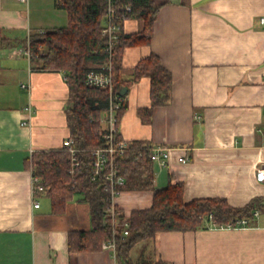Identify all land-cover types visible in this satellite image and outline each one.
Masks as SVG:
<instances>
[{
	"label": "crops",
	"instance_id": "obj_1",
	"mask_svg": "<svg viewBox=\"0 0 264 264\" xmlns=\"http://www.w3.org/2000/svg\"><path fill=\"white\" fill-rule=\"evenodd\" d=\"M152 1L159 10L151 42L124 49L119 76L131 80L137 63L155 54L172 75L171 91L165 104L151 109L150 79L130 84L121 138L167 147L168 166L154 164L155 187L182 184L186 203L219 198L235 208L254 199L261 204L245 226L212 222L195 231L158 232L154 241L135 246L131 258L264 264V182L256 177L264 166V0ZM67 24L57 0H0V30L13 43L0 50V264H114L102 248L69 251V233L92 228L88 202L77 196L55 212L47 192L33 193V154L60 150L70 137L69 88L63 71L34 66L26 42L33 33ZM143 29L144 21L132 16L121 22L120 33ZM141 110L151 111L150 121H143ZM181 156L189 160L181 163ZM152 202L153 191L146 189H124L117 199L127 219Z\"/></svg>",
	"mask_w": 264,
	"mask_h": 264
},
{
	"label": "trees",
	"instance_id": "obj_2",
	"mask_svg": "<svg viewBox=\"0 0 264 264\" xmlns=\"http://www.w3.org/2000/svg\"><path fill=\"white\" fill-rule=\"evenodd\" d=\"M111 1L116 7L131 6V12L120 11L119 17L135 16L144 21L142 32L130 35L120 33L112 56L116 90L120 92L139 79L148 77L151 81V109L165 104L171 91L172 75L157 55L151 54L139 61L131 80L124 81L119 76L124 49L151 42L159 6L152 0ZM57 4L67 12L68 24L31 34L26 48L37 69L65 73L69 88L67 124L70 137L74 140L73 146L83 151L80 156L84 164L75 175H71L69 152L62 148L35 152L28 165L33 176L40 177L48 187L47 195L51 199L53 211L61 212L77 196L89 203L92 228L89 231H71L68 247L70 252L98 251L113 234L108 217L111 198L101 180H90L87 159L91 150L106 145L103 137L106 127L102 118L108 108V94L105 90L87 86L86 75L91 69H99L106 60L107 40L101 28L108 12L109 0H57ZM122 21L123 18L120 23ZM10 46L13 43L0 30V50ZM126 107L124 103L118 112V129ZM150 110L140 111L143 121L151 120ZM120 138L118 132L117 139ZM145 146L148 144L135 141L123 155L118 154L116 157L120 174L127 178L123 190L153 191L152 206L132 211L128 218V235L122 237L118 234L116 238L120 264H163L152 258L134 262L131 258L132 250L143 241H154L156 234L162 231H195L209 227L212 222L236 226L243 219H252L256 209L260 208V199H254L241 208L232 207L225 199L219 198L197 199L186 203L182 184L155 187V163L148 153L136 158L138 149ZM121 230L122 227L119 228Z\"/></svg>",
	"mask_w": 264,
	"mask_h": 264
},
{
	"label": "built area",
	"instance_id": "obj_3",
	"mask_svg": "<svg viewBox=\"0 0 264 264\" xmlns=\"http://www.w3.org/2000/svg\"><path fill=\"white\" fill-rule=\"evenodd\" d=\"M25 2L27 0H19ZM131 12L132 8L130 5H122L116 7L109 0L108 12L105 16V22L102 25L101 33L106 38L107 44L105 47L106 60L99 66V69H91L86 75V85L89 87H96L105 90L108 94V108L104 113L102 122L106 127V131L103 134L106 142L105 146L95 148L90 151L89 158L87 159L90 180L96 182L101 180L102 186L110 193L111 204L108 209V217L110 218L111 225L113 228V234L111 238L105 240L102 244V249L111 253L114 264H120L117 254V241L118 234L125 237L128 235L129 222L124 216L121 209L118 207L117 199L123 191V187L127 184V178L120 174L116 157L118 154L123 155L129 148L132 147L133 142H129L125 139H117V134L120 130L117 127L118 112L125 103L126 98L116 90L114 84L113 67H112V56L116 44L119 41L120 30H121V19H125L122 16L119 17V12ZM261 24L264 26V17L261 18ZM25 54L30 57V51L28 47L25 50ZM24 88L30 86L23 85ZM26 111L31 114L32 108L30 106L25 108ZM74 140L69 137L63 146L70 155V174L75 175L76 172L84 164V160L81 159L80 149L73 146ZM148 153L151 160L161 168H166L170 160V150L167 147L161 145H148L139 148L137 151V157H141L143 154ZM179 162L186 163L189 158L187 156H181L178 158ZM256 177L259 181L264 182V166L259 167L256 171ZM48 191L42 179L38 176H33V193L34 196L44 194ZM34 207L39 208L40 202L35 200ZM258 215V212H256ZM124 218V219H122ZM212 218V216L210 217ZM247 220L243 219L238 222L236 226H245ZM213 227H216V223H212ZM233 227V225H227ZM122 230L119 231V228Z\"/></svg>",
	"mask_w": 264,
	"mask_h": 264
},
{
	"label": "water",
	"instance_id": "obj_4",
	"mask_svg": "<svg viewBox=\"0 0 264 264\" xmlns=\"http://www.w3.org/2000/svg\"><path fill=\"white\" fill-rule=\"evenodd\" d=\"M126 92H127V89L126 88H123L121 91H120V94L125 96L126 95Z\"/></svg>",
	"mask_w": 264,
	"mask_h": 264
},
{
	"label": "rangeland",
	"instance_id": "obj_5",
	"mask_svg": "<svg viewBox=\"0 0 264 264\" xmlns=\"http://www.w3.org/2000/svg\"><path fill=\"white\" fill-rule=\"evenodd\" d=\"M151 252H153V251H151ZM136 256V255H135ZM137 256H138V254H137ZM149 258H153V256H152V254L148 257V259ZM135 260V259H134ZM136 261V260H135ZM136 262H138V261H136Z\"/></svg>",
	"mask_w": 264,
	"mask_h": 264
}]
</instances>
